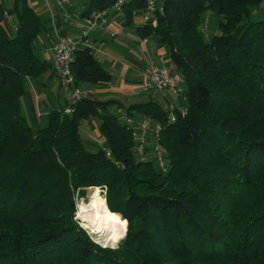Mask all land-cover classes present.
I'll return each mask as SVG.
<instances>
[{
	"label": "trees",
	"instance_id": "trees-1",
	"mask_svg": "<svg viewBox=\"0 0 264 264\" xmlns=\"http://www.w3.org/2000/svg\"><path fill=\"white\" fill-rule=\"evenodd\" d=\"M262 1L163 0L156 23L139 25L185 78L179 99L187 111L174 106L175 120L154 99L126 106L90 95L51 109L34 130L21 111L24 81L52 63L34 47L38 12L16 0L17 29L0 21V264H264ZM114 2L88 0L84 14ZM144 7L131 0L124 9L132 16ZM74 54L76 86L112 78L90 47ZM114 105L159 122V136L147 138L156 144L145 143L142 154ZM95 117L106 141L91 151L81 128ZM157 143L166 170L147 157ZM88 187L105 190L124 231L128 221L115 248L95 242L76 219L75 195Z\"/></svg>",
	"mask_w": 264,
	"mask_h": 264
},
{
	"label": "crops",
	"instance_id": "crops-1",
	"mask_svg": "<svg viewBox=\"0 0 264 264\" xmlns=\"http://www.w3.org/2000/svg\"><path fill=\"white\" fill-rule=\"evenodd\" d=\"M28 1L38 12L43 23L34 42L35 50L41 58L52 63L54 43L63 36L80 34L84 26V16L87 15L84 14V10L88 6V0ZM15 2L16 0H0V21L10 32H14L18 24V16L14 11ZM142 13L143 11L134 9L133 15L129 16L125 9L122 11L110 6L105 19L92 30L94 32L92 36L89 34V40L92 45L90 48L112 78L98 83H82L77 87L92 91L91 96L99 100L114 99L125 105L123 97L125 99L129 96L138 97L144 92L150 95L159 94L167 104L165 105L167 109L171 105L176 106L174 93L169 91L150 93L144 89V85L149 81L152 63L158 64L160 55H164L168 65L169 63L166 56L168 48L160 45L157 39L152 41V35L144 37L140 34L138 27L143 23ZM24 85L25 92L20 102L21 111L34 130L47 124L51 109L65 106L72 100L70 97L72 89L61 84L53 74L52 67L37 77L25 78ZM111 107L123 114L124 107L116 105ZM125 117L130 118L127 114ZM98 129V125L90 121L82 127L88 136L104 144L106 139L104 135L98 133ZM150 134H153V131Z\"/></svg>",
	"mask_w": 264,
	"mask_h": 264
},
{
	"label": "built area",
	"instance_id": "built-area-1",
	"mask_svg": "<svg viewBox=\"0 0 264 264\" xmlns=\"http://www.w3.org/2000/svg\"><path fill=\"white\" fill-rule=\"evenodd\" d=\"M65 0H61L64 2ZM131 0H115L112 8L117 10H124L125 4ZM163 3V2H162ZM110 7H105L102 9H94L89 14L84 16V22L86 27L83 33L79 35H66L58 39L53 45V60H52V71L53 74L61 81V84L72 89V100H77L84 96H90L92 91L81 90L75 84V79L72 73V63L75 58V50L80 46L92 47L89 40V33L96 29L100 22L105 19V15ZM162 9V4L159 5L157 0H145V7L143 8L142 18L143 23L153 20L156 23L155 15L157 11ZM135 12V11H134ZM209 26V19L205 21L202 26L204 32L207 31ZM159 63H152L149 81L144 85V89L150 93L159 92H172L178 97L184 98V83L185 78L182 73L178 71H173L171 67L167 64L166 57L164 55L159 56ZM179 111L185 113L187 108L181 103L178 105ZM173 105L168 107L171 114L169 117L175 120V113L172 111ZM70 109H67L69 112ZM131 124V118L126 117L125 119ZM140 127V132L136 131L135 136L139 137L138 150L143 154L145 148L146 140L151 131H153L156 137L159 136L161 125L159 122H155L151 117L145 116L139 122H137ZM154 125V127H152ZM155 150L159 155V163L162 169L166 170V164L162 155V149L159 143L155 146ZM107 155H111V151H107Z\"/></svg>",
	"mask_w": 264,
	"mask_h": 264
},
{
	"label": "rangeland",
	"instance_id": "rangeland-1",
	"mask_svg": "<svg viewBox=\"0 0 264 264\" xmlns=\"http://www.w3.org/2000/svg\"><path fill=\"white\" fill-rule=\"evenodd\" d=\"M158 4L161 5L163 0H157ZM260 11L258 10V12L261 14L260 16H262V14L264 15V0L262 1L261 3V8H260ZM211 20H214V17L212 16L211 17ZM86 27V24L84 22V26L82 28V30L80 31V34L83 33L84 29ZM210 31V30H209ZM94 32L91 31L90 36H92ZM151 39L152 41H156L157 39V36L156 35H152L151 36ZM166 56L168 57V63L170 65V67H173V64L171 62V58H170V54H169V51L167 49V52H166ZM82 90V89H81ZM172 94V93H171ZM71 99H72V93H71ZM175 97V98H174ZM174 102L176 103V105H179L180 104V99L177 95L174 94ZM97 99V98H96ZM150 99H155L157 100L164 108H166L165 105V101L163 100L162 96L159 95V94H148L146 92H144V94L140 95V96H129L127 99H125L124 97L122 98V100L126 103V105H130V104H133V103H139V102H143V101H146V100H150ZM111 111L115 112L116 114L119 115L120 119L121 120H125L126 119V109L124 110L123 109V114H120L118 113V110L114 109V107H111ZM122 117V118H121ZM125 117V118H124ZM131 124L132 126L134 127V129L137 131V132H140V127L138 125V121H140L142 119V115H136V116H131ZM91 123H95L96 125H99V119L98 118H92L90 120ZM88 121H85L83 125H87L88 124ZM83 127V126H82ZM99 127V126H98ZM84 130H82L81 128V133H82V138L84 140V143H85V146L87 149L91 150V151H97L98 149L100 148H103L105 146V143L102 144V142H99V141H96L94 140L93 137H90L88 136L85 131L83 132ZM98 133L103 136L102 132L100 131V129H98ZM137 141H140L139 137H136ZM147 144L151 145V146H154L156 144V139L155 138H149L146 140ZM163 151V157L164 159L167 161V158H166V155H165V151L164 149L162 150ZM147 157L150 159H153L154 162L156 163V165L159 167V155L158 153L154 150H150L149 153L147 154ZM168 162V161H167ZM101 192H102V195L105 197V190H103L101 187ZM93 194V188L92 187H88L85 189V193L84 194H80L77 192V194L75 195V202H76V213H75V216H76V219L79 221V223L89 232L91 238L97 242L98 244H100L101 246H104V247H112V248H115L118 246V243L126 236L127 234V230H128V221H127V225L124 224L126 226V231L124 233L123 236L119 237L115 242H107L105 243L103 239H106V237H102L101 235L99 234H94L93 232H91V229L88 228V226L85 225V223L78 217V212H79V209H80V205L83 204L84 202L89 204L90 201H91V196ZM117 214V213H116ZM119 215V214H118ZM120 218L124 219L121 215H119ZM125 220V219H124ZM118 222V220H117ZM109 238H111V236H109Z\"/></svg>",
	"mask_w": 264,
	"mask_h": 264
},
{
	"label": "bare ground",
	"instance_id": "bare-ground-1",
	"mask_svg": "<svg viewBox=\"0 0 264 264\" xmlns=\"http://www.w3.org/2000/svg\"><path fill=\"white\" fill-rule=\"evenodd\" d=\"M92 188L91 201L89 204L84 202L80 205L78 217L91 229V232L105 236L106 239H103L105 243L115 242L124 235L125 231L119 226L115 215L108 208L100 187Z\"/></svg>",
	"mask_w": 264,
	"mask_h": 264
}]
</instances>
